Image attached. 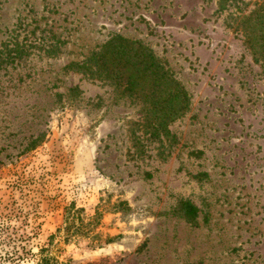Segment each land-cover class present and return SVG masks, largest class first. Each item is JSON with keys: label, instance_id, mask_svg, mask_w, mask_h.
<instances>
[{"label": "rangeland", "instance_id": "obj_1", "mask_svg": "<svg viewBox=\"0 0 264 264\" xmlns=\"http://www.w3.org/2000/svg\"><path fill=\"white\" fill-rule=\"evenodd\" d=\"M261 1L0 0V264H264V57L239 28ZM114 34L190 96L156 137L68 66Z\"/></svg>", "mask_w": 264, "mask_h": 264}, {"label": "trees", "instance_id": "obj_2", "mask_svg": "<svg viewBox=\"0 0 264 264\" xmlns=\"http://www.w3.org/2000/svg\"><path fill=\"white\" fill-rule=\"evenodd\" d=\"M239 28L256 60L264 57V0L243 17ZM68 66L109 82L123 95L139 98L143 104V127L154 137L162 130L165 132L166 125L190 104L185 87L164 70L154 53L140 41L121 34L109 37L86 60L70 62ZM197 211L189 200L180 201L179 213L185 219L194 221ZM70 213L67 208L66 221Z\"/></svg>", "mask_w": 264, "mask_h": 264}]
</instances>
